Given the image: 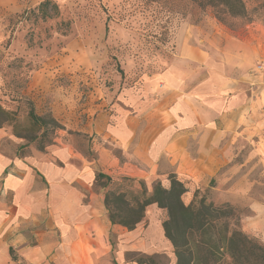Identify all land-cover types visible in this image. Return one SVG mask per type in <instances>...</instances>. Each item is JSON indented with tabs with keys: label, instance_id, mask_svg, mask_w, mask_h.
Listing matches in <instances>:
<instances>
[{
	"label": "crops",
	"instance_id": "0c3cea01",
	"mask_svg": "<svg viewBox=\"0 0 264 264\" xmlns=\"http://www.w3.org/2000/svg\"><path fill=\"white\" fill-rule=\"evenodd\" d=\"M260 64L264 29L259 24L241 35L227 34L219 45L185 38L140 95H129L125 108L95 121L88 133L95 158L71 143L24 158L1 155L0 264H106L113 233L122 255L173 249L162 226L150 241L141 238L140 225L131 231L113 225L104 191L96 188L98 174L167 187L174 177L187 188L189 200L209 187L227 200L222 184L228 174L221 171L228 168L234 174L229 192L247 198V176L238 174L246 164L236 158L247 141L254 147L249 155L264 160ZM249 210L245 231L264 244V202L252 199Z\"/></svg>",
	"mask_w": 264,
	"mask_h": 264
},
{
	"label": "rangeland",
	"instance_id": "374dc122",
	"mask_svg": "<svg viewBox=\"0 0 264 264\" xmlns=\"http://www.w3.org/2000/svg\"><path fill=\"white\" fill-rule=\"evenodd\" d=\"M45 1L0 0V156L24 158L71 143L87 158H95L93 137L88 134L95 121L125 108L129 95H140L172 62L185 38L219 45L227 34L241 35L249 25L264 29V0H242L243 17L194 0H50L58 10L46 16L39 8ZM258 68L264 71L262 64ZM32 108L44 122L37 124L30 118ZM240 147L236 162L246 164L238 174L247 176V198L235 199L229 192L234 174L227 168L221 171L228 174L222 184L227 200L220 196L219 184H215L217 190L202 188L191 200L186 194L182 200L186 206L202 200L215 206L231 205L241 230L247 233L243 219L251 214V200L264 202V160L249 155L254 148L251 142L243 141ZM157 183L103 179L96 188L104 196L124 193L137 206L136 201L152 195ZM151 206L139 224L141 238L150 241L160 226L165 233L164 222L169 219V211L158 205L153 217ZM250 236L263 245L258 237ZM111 241L114 249L106 264H138L144 258L147 264H153L149 258L155 264L177 263L174 247L154 254L131 251L122 255L116 233L111 234Z\"/></svg>",
	"mask_w": 264,
	"mask_h": 264
},
{
	"label": "trees",
	"instance_id": "16d2710c",
	"mask_svg": "<svg viewBox=\"0 0 264 264\" xmlns=\"http://www.w3.org/2000/svg\"><path fill=\"white\" fill-rule=\"evenodd\" d=\"M194 1L201 6L224 7L232 17L246 14L242 0ZM39 8L46 16L58 10L57 5L50 0L41 3ZM30 118L37 124L44 122L36 115L34 108L30 111ZM52 122L60 127L56 120ZM103 179L113 181L110 177L98 174L97 182ZM186 192L185 185L172 177L169 189L158 182L152 195L143 201H136L137 206L128 201L126 194L115 192L105 194V205L113 225L123 226L130 231L142 222L147 207L156 204L167 209L169 219L164 222V230L166 238L174 247L176 264H264V244L260 245L254 237L241 230L231 205L215 206L202 200L198 204L193 202L186 206L182 200ZM111 245L114 249L112 241ZM145 259L137 263L147 264ZM148 260L155 264L152 258Z\"/></svg>",
	"mask_w": 264,
	"mask_h": 264
}]
</instances>
